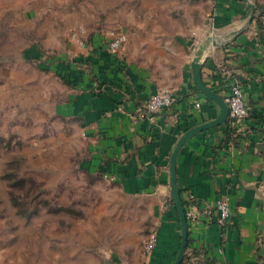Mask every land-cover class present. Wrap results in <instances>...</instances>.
I'll list each match as a JSON object with an SVG mask.
<instances>
[{
  "label": "crops",
  "instance_id": "1",
  "mask_svg": "<svg viewBox=\"0 0 264 264\" xmlns=\"http://www.w3.org/2000/svg\"><path fill=\"white\" fill-rule=\"evenodd\" d=\"M193 1L186 6L192 13L184 8L179 31L173 27L181 20L172 18L165 24L154 19L146 31L126 23L133 19L130 14L102 29L98 18L88 22L73 13L40 14L42 9L71 7L76 0H0V17L24 7L23 23L47 24L33 30L43 48L55 39L51 57L35 44L22 56L53 71L64 84L66 95L55 112L75 123L84 141L80 170L116 184L124 197L141 200L137 213L147 209L156 226L151 255L118 253L108 264L174 262L180 228L169 193V158L187 130L219 114L192 80L191 62L203 44L204 85L224 97L239 83L248 116L244 133L234 135L224 123L197 133L178 152L180 195L185 208L188 195L194 196L198 215L196 223L188 222L181 264H264V0ZM109 30L128 37L117 55L107 51ZM72 32L83 46L70 39ZM166 88L174 91L171 108L153 120L139 118L137 108ZM224 197L231 213L225 228H219L214 208Z\"/></svg>",
  "mask_w": 264,
  "mask_h": 264
},
{
  "label": "rangeland",
  "instance_id": "2",
  "mask_svg": "<svg viewBox=\"0 0 264 264\" xmlns=\"http://www.w3.org/2000/svg\"><path fill=\"white\" fill-rule=\"evenodd\" d=\"M188 1L194 2L76 0L40 14L98 18L101 29L130 14L133 19L126 23L146 31L154 19L165 24L172 18L181 20L173 27L179 31L185 9L192 13ZM24 9L0 17V264H108L114 254L142 253L153 226L147 209L138 214L141 200L124 197L116 184L80 170L84 141L76 124L55 112L66 95L64 84L22 56L35 44L51 57L55 39L43 48L33 30L47 24L32 22L30 28L20 19Z\"/></svg>",
  "mask_w": 264,
  "mask_h": 264
},
{
  "label": "built area",
  "instance_id": "3",
  "mask_svg": "<svg viewBox=\"0 0 264 264\" xmlns=\"http://www.w3.org/2000/svg\"><path fill=\"white\" fill-rule=\"evenodd\" d=\"M106 35L109 36V42L107 44V51L110 54L117 55L119 54L124 46L128 42V37L125 34L118 33L112 30L106 32ZM71 38L75 40L80 46L84 45V42L77 37V34L74 33L71 35ZM228 107V116H227V127L234 134L239 135L245 131V119L248 116L246 109V103L243 97V93L239 87V83H234L229 87L227 95L222 97ZM175 102L174 91L172 89H161L158 92L151 94L145 103L137 108L136 113L139 118H146L148 120H153L154 116L162 112L163 110L171 108ZM119 109V108H118ZM187 207L185 208V215L187 221L191 224L196 223L198 220V215L195 210L196 200L194 196L188 195L187 197ZM217 213L216 216V225L219 228H225L228 223L231 209L230 203L226 197L218 200L214 208ZM157 244V229L153 225L150 227L147 239L142 248V256L148 257L152 254Z\"/></svg>",
  "mask_w": 264,
  "mask_h": 264
},
{
  "label": "water",
  "instance_id": "4",
  "mask_svg": "<svg viewBox=\"0 0 264 264\" xmlns=\"http://www.w3.org/2000/svg\"><path fill=\"white\" fill-rule=\"evenodd\" d=\"M252 7L253 6L251 4L248 6L249 9H252ZM212 44L216 45L213 42ZM205 47H206L205 44L200 46V48L195 52L194 57L192 59L191 62L192 80L198 92L203 94L208 99L212 100L219 107V114L214 120L195 126L187 130L179 138L169 158V193H170L171 202L176 209L179 228H180V242L173 264H181L183 261L187 240H188V228H189L188 221L185 215V207L176 180V159L178 152L181 149V147L191 137H193L197 133L218 127L226 123L228 116V107L224 99L216 92L206 87L202 81L200 60L203 55Z\"/></svg>",
  "mask_w": 264,
  "mask_h": 264
},
{
  "label": "trees",
  "instance_id": "5",
  "mask_svg": "<svg viewBox=\"0 0 264 264\" xmlns=\"http://www.w3.org/2000/svg\"><path fill=\"white\" fill-rule=\"evenodd\" d=\"M183 204H184V207L186 206V203L185 202H183Z\"/></svg>",
  "mask_w": 264,
  "mask_h": 264
}]
</instances>
